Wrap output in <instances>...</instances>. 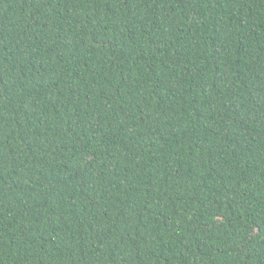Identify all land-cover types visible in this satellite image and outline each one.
<instances>
[{
  "label": "trees",
  "instance_id": "16d2710c",
  "mask_svg": "<svg viewBox=\"0 0 264 264\" xmlns=\"http://www.w3.org/2000/svg\"><path fill=\"white\" fill-rule=\"evenodd\" d=\"M0 264H264V0H0Z\"/></svg>",
  "mask_w": 264,
  "mask_h": 264
}]
</instances>
